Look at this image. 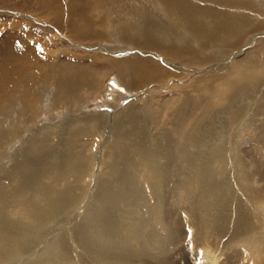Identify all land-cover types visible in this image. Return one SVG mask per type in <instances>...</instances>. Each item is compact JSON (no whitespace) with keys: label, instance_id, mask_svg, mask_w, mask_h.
Segmentation results:
<instances>
[{"label":"bare ground","instance_id":"bare-ground-1","mask_svg":"<svg viewBox=\"0 0 264 264\" xmlns=\"http://www.w3.org/2000/svg\"><path fill=\"white\" fill-rule=\"evenodd\" d=\"M168 5L174 23L198 31L200 39L205 34L214 38L238 34L229 22L209 28L197 23L196 12L177 0ZM258 53L235 64L229 77L203 85V99L193 96L196 91L189 85L179 91L180 98L164 99L157 108L150 100L135 102L116 116L81 117L44 126L31 136L52 133L54 145L38 140L18 146L0 176V183L9 188L0 196V264H264V47ZM14 65L10 72L16 77L3 84L7 76L1 75L0 95L27 75ZM63 69L48 71L45 77L55 78L64 102L72 108L83 100L80 90H94L96 85L80 67ZM164 72L136 61L127 62L120 76L127 88L150 83L163 88ZM244 100L254 105L244 106ZM165 115L169 128L161 129ZM14 124L18 131L12 129L10 140L26 130L23 123ZM98 134H107L100 150L106 151L105 158L98 164L104 172L87 176L94 185L86 193L89 185H81L80 179L95 162L85 151L91 147V136ZM66 138L74 140L68 144ZM61 182L66 185L55 190L53 185ZM171 197L175 202L169 201ZM80 199L85 201L79 204ZM74 207L79 214L70 239L55 234L44 247L38 246L43 231L68 220ZM15 212L25 220L11 222ZM69 242L76 246H67ZM205 247L218 251L215 261Z\"/></svg>","mask_w":264,"mask_h":264},{"label":"rangeland","instance_id":"rangeland-1","mask_svg":"<svg viewBox=\"0 0 264 264\" xmlns=\"http://www.w3.org/2000/svg\"><path fill=\"white\" fill-rule=\"evenodd\" d=\"M177 1L181 7H190V11L196 12L199 17L197 23H203L209 28L216 24L224 26V22H229L237 27L238 34L231 33V36L226 38H214L205 34V38L200 39L197 36L198 31L188 29L184 24L174 23L169 17V0H0V79L2 80L1 75L6 73L7 79L3 83L6 84L16 77L10 72L11 64L15 63L16 67L21 68L20 72L27 74L21 75L18 71V75L25 77L18 78L14 84L8 85L0 95V176L1 173L4 176L7 172L16 150L26 146L24 143L46 140L52 145L55 144L56 138L52 133V136L45 133L44 136L31 137L44 126L50 128L52 125H65L69 121L92 115L109 118L116 116L118 110L125 109L135 102L150 100L151 107L157 108L156 104H162L164 99L180 98L182 91L189 88V85L196 91H192L193 96L197 94L203 99V85L229 77L235 64L244 63L248 57H253L254 53L263 49L264 0ZM160 27L166 32L163 33ZM123 33L125 36H122ZM152 36L154 45L149 43ZM162 41L166 44H162ZM169 41L173 45L170 46ZM168 50L172 52L169 54ZM258 54L259 59L262 58L263 55ZM171 55L173 56L170 57ZM136 61H143L144 65L149 62L151 67L158 66L166 71L160 78L164 80L160 83L163 88L153 87L155 84L151 83L145 88L125 87L120 76L122 67L127 62ZM24 66L32 69L26 70ZM79 67L91 75L96 88L80 90L83 100L71 108L64 102L58 82L53 77L46 79L45 73L49 71L53 74L63 68L69 72L70 69ZM128 76L135 77L129 73ZM262 88L264 89V85ZM216 99L210 98L209 101ZM251 102L244 100L243 103L248 107L249 104L254 105V102ZM248 115L250 116L249 113L246 116ZM163 119L167 120L161 129L169 128L168 117L165 115ZM20 122L25 125L26 130L22 131L21 136L10 140L8 134L14 136L11 132L15 127L12 125L16 123L18 126ZM14 131L18 129L15 128ZM106 135L91 136V147L88 145V151H85L87 156L94 157L95 162L88 175L81 178L84 181L80 179L81 185H89L86 193H90L94 185V181L90 180L92 176L98 173L102 176L104 172L98 164L100 159L105 158L106 151L100 150L103 149ZM68 139H65V143L69 144L74 140ZM2 179L0 177V181ZM186 181L189 182V178H186ZM5 184L6 182L0 183V196L9 192ZM10 184L15 186L16 183L11 181ZM65 185V182H61L55 183L53 187L55 190H61ZM180 187L181 185L177 188V193L181 191ZM144 189L148 195V190L145 187ZM173 194L176 196V192ZM26 196L27 194H23L21 198L25 199ZM77 201L80 204L85 200ZM169 201L175 202V199ZM77 211L74 207L68 220L57 222L45 229L41 237L42 242L38 246L44 247L49 240L55 239V234L65 235L64 238L70 239L71 232L73 233L76 227L74 221L79 214ZM10 220L16 222L25 218L15 212L13 215L11 213ZM71 244L76 246L75 243ZM71 244L69 242L67 246ZM204 250L216 260L217 250L213 253L210 247H205Z\"/></svg>","mask_w":264,"mask_h":264}]
</instances>
